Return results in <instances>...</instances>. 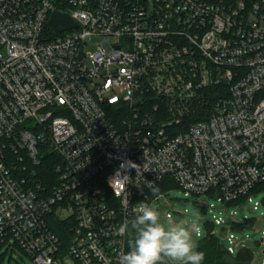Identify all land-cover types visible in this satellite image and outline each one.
Here are the masks:
<instances>
[{
	"label": "built area",
	"instance_id": "built-area-1",
	"mask_svg": "<svg viewBox=\"0 0 264 264\" xmlns=\"http://www.w3.org/2000/svg\"><path fill=\"white\" fill-rule=\"evenodd\" d=\"M166 178L204 216L196 245L264 264V214L236 211L264 184V0H0V252L120 264L115 229Z\"/></svg>",
	"mask_w": 264,
	"mask_h": 264
},
{
	"label": "clouds",
	"instance_id": "clouds-1",
	"mask_svg": "<svg viewBox=\"0 0 264 264\" xmlns=\"http://www.w3.org/2000/svg\"><path fill=\"white\" fill-rule=\"evenodd\" d=\"M135 232L130 250L122 253L120 264H203L204 254L197 250V229L191 225L161 222L157 209L142 203L130 222L121 224L114 234L123 237Z\"/></svg>",
	"mask_w": 264,
	"mask_h": 264
},
{
	"label": "rangeland",
	"instance_id": "rangeland-1",
	"mask_svg": "<svg viewBox=\"0 0 264 264\" xmlns=\"http://www.w3.org/2000/svg\"><path fill=\"white\" fill-rule=\"evenodd\" d=\"M101 40H99L100 42ZM95 41L92 45H90L86 50L87 51H94L96 50V43ZM116 43V39L109 38L108 41L105 43L106 50L111 53L112 48L110 45H113ZM252 202L247 203L245 205L244 211L236 210L238 215L241 217L242 214L244 216H252L256 215L260 216L261 214H264V207L261 205L259 207V210L256 214L252 212V209L255 206V203H260L264 201V186H260L256 188V190L252 194ZM213 203V202H211ZM155 209H159L160 211V218L161 222L164 224H167L169 220L166 218L165 214L166 212L170 213L172 215V221L173 223H181L185 225H191L195 228L200 227L202 228V220L204 219L203 214L201 213L200 209L192 202L191 200H188L184 196V194L179 190L177 187L171 188L167 191V198L160 202V204H156ZM174 210H179L183 212L182 217H178L174 215ZM225 218V217H224ZM244 236H250L252 239L258 243L261 239V232H255L254 230H247L243 233ZM239 237L240 235H236ZM223 245H227L223 241ZM261 251V249L259 250ZM259 256V253H257L256 258ZM0 264H34L31 259H29L27 256H25L18 248L13 250L8 249V247L4 248L0 252ZM63 264H75L70 258L65 259V263Z\"/></svg>",
	"mask_w": 264,
	"mask_h": 264
},
{
	"label": "trees",
	"instance_id": "trees-1",
	"mask_svg": "<svg viewBox=\"0 0 264 264\" xmlns=\"http://www.w3.org/2000/svg\"><path fill=\"white\" fill-rule=\"evenodd\" d=\"M264 186V184L259 185ZM177 187L171 178H166L163 182L157 185L156 189L153 191L152 195H157L158 193L167 192L171 188ZM257 187V188H258ZM52 229L62 237V232L53 226ZM213 229L212 225H207V231ZM135 238L134 230L129 227V235L127 240V251L130 250V243ZM197 250L204 254L203 264H250L253 256L248 250L240 251L237 257L230 256L224 249L220 240L215 236H205L204 238L198 240Z\"/></svg>",
	"mask_w": 264,
	"mask_h": 264
},
{
	"label": "water",
	"instance_id": "water-1",
	"mask_svg": "<svg viewBox=\"0 0 264 264\" xmlns=\"http://www.w3.org/2000/svg\"><path fill=\"white\" fill-rule=\"evenodd\" d=\"M50 25L58 34L77 28V25L72 21V19L68 15L58 12L52 15ZM174 214L178 217L181 216L179 213ZM245 246L252 247V242H247Z\"/></svg>",
	"mask_w": 264,
	"mask_h": 264
}]
</instances>
